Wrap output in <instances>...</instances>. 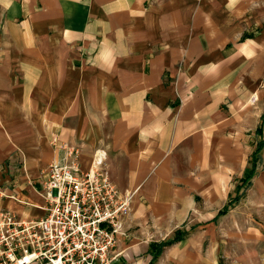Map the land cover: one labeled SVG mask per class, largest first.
Instances as JSON below:
<instances>
[{"label":"crops","instance_id":"0c3cea01","mask_svg":"<svg viewBox=\"0 0 264 264\" xmlns=\"http://www.w3.org/2000/svg\"><path fill=\"white\" fill-rule=\"evenodd\" d=\"M263 114L264 0H0V211L45 214L52 139L103 151L113 264H264Z\"/></svg>","mask_w":264,"mask_h":264},{"label":"built area","instance_id":"2783aa9c","mask_svg":"<svg viewBox=\"0 0 264 264\" xmlns=\"http://www.w3.org/2000/svg\"><path fill=\"white\" fill-rule=\"evenodd\" d=\"M56 140L61 158L48 165L41 181L45 214L23 218L0 211V264H113L121 220L136 189L122 191L111 181L103 151L82 170L80 149Z\"/></svg>","mask_w":264,"mask_h":264},{"label":"trees","instance_id":"16d2710c","mask_svg":"<svg viewBox=\"0 0 264 264\" xmlns=\"http://www.w3.org/2000/svg\"><path fill=\"white\" fill-rule=\"evenodd\" d=\"M263 117H264V114H263ZM261 148H262V142H259L257 148L255 149V151H254L253 154H252V158H251V168H250L247 172H245V175H244V177L241 179V182H240V184H239V187L248 184L250 178L253 176V173H254V171H255V166H256V159H257V157H258V153H259V151L261 150ZM236 200H238V197H235V198H233V199H230V200L228 201V203H227V204L223 207V209L221 210V213H225V212L229 209V207H230V206H231ZM183 236H184V234H183V233H180V232L178 231V232L175 234L174 237H172V238H170V239H168V240H166V241H163V242L159 243V244L156 246V254H155V256L161 252L163 246L170 245V244H172V243H174V242H177V241L183 239Z\"/></svg>","mask_w":264,"mask_h":264}]
</instances>
